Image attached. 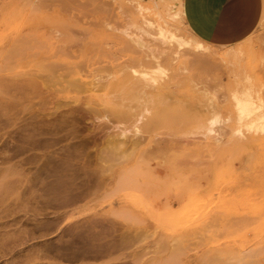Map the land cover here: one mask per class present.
Segmentation results:
<instances>
[{
    "label": "rangeland",
    "instance_id": "1",
    "mask_svg": "<svg viewBox=\"0 0 264 264\" xmlns=\"http://www.w3.org/2000/svg\"><path fill=\"white\" fill-rule=\"evenodd\" d=\"M182 4L0 0V264H264V0L256 31L230 47L195 36ZM125 29L143 37V54L163 63L158 84L178 88L189 109L154 126L169 144L153 157L92 143L76 156L75 169L88 165L93 194L57 210L41 198L40 185L29 188L45 158L38 156L43 150H25L27 134L48 121L72 129L67 117L86 108L89 93L65 92L59 78L73 62L84 75L123 64L128 56L115 36ZM200 57L210 61L197 68ZM111 91L98 96L109 101ZM88 118L78 128L94 127ZM112 123L106 122L117 131ZM73 138L60 147L89 140ZM125 209L139 216L112 215ZM72 211L74 217L61 218ZM86 241L117 246L92 259Z\"/></svg>",
    "mask_w": 264,
    "mask_h": 264
},
{
    "label": "bare ground",
    "instance_id": "2",
    "mask_svg": "<svg viewBox=\"0 0 264 264\" xmlns=\"http://www.w3.org/2000/svg\"><path fill=\"white\" fill-rule=\"evenodd\" d=\"M120 33H122L123 36H115L116 34L113 36L119 40L118 50L124 52L128 56V60L123 64L115 66L111 70L97 68V70L95 69L96 71H89L88 73L90 74L84 75V71L82 70L83 65L73 62L66 67V69L68 68L67 73L62 77L60 76L61 78L59 79L62 83L68 84L67 87L64 86L65 88H63L69 89L66 91L63 89V92L69 91L78 94L89 93L88 97L84 100V106L86 108H78L70 113V117H67L68 120L72 121V129L68 130V128L61 127L56 122L48 121L47 123L38 124V126L32 128L31 131L29 130V132L27 131L28 133L31 132V134H27L29 135L27 139L29 141L27 142L26 147H24L25 150H43V154L38 156L40 160L45 158L29 179V188L33 191L40 185L42 187L40 188V191L43 193L40 195L41 198H45V203L57 208V210L60 208L75 206L93 194L92 191L97 184L94 181L96 179H94L93 174L84 173L88 165L83 164L82 169H75L77 164H75L76 156L83 154L88 149L90 150L92 143L95 144L96 147V143L99 142L100 139V144L104 142L108 147L112 146V149H115L116 152L119 150L120 153H122L121 149L123 148L125 153L122 154L125 156L127 154L129 157L131 156L130 154L138 152L148 154L149 156L156 155L158 151L166 149V145L169 144V141L158 139V136L154 132V126L173 122L176 120V113L184 108L189 109L187 104H184L180 93H178V88H170L168 82L162 81V84H158L155 74L161 69L160 66L163 63L161 62L162 64H160L159 61L143 54L142 50L147 47L146 43L143 41V37L136 34V32H130L128 29L121 30ZM160 40L166 42V36L162 35ZM150 49L152 51V48H149L148 50ZM153 50L155 49L153 48ZM153 55L156 54L154 53ZM207 61L210 60L204 57L198 58L196 67H202ZM109 88L115 89V91L108 93L111 96L109 101H106L103 96H98L100 92L107 91ZM68 94L71 95L70 93ZM120 96H124L123 100H119ZM79 101H81L80 98L75 100L76 103ZM111 103L113 106L110 111L104 110V106ZM56 113L57 112H55V115ZM66 114H68V112ZM85 115H88L90 120L93 121L92 123L95 124L94 127L78 128L80 125L79 123L85 118ZM112 117L113 120L111 119ZM112 121L117 122L119 125L129 124V128L131 127V129H122L118 125L112 129L117 131H111V128L106 122L112 123ZM129 133H131V136H129ZM71 135L74 136V140H81L85 137H89V140L60 147L62 141L67 140ZM163 143H166V145ZM58 146L59 148H57ZM112 152L114 153L115 151L112 150ZM37 160L34 162L36 163ZM26 161L28 164L30 159H27ZM80 171L83 172V175L80 174ZM136 189L140 191V188L136 187ZM115 196L116 195H112L111 199ZM112 215L117 218L139 216L127 209L121 211V213H113ZM163 215L165 214H157V217H162ZM60 216L61 218L68 216L74 217L75 211ZM100 216L104 217L103 215ZM73 244H76V242ZM69 245L72 246V244ZM85 246L87 249L85 251L86 254L90 258L96 259L100 256H108L111 253V250L116 248L117 243L116 241H112L107 244L96 245L87 242ZM83 253L82 255H84Z\"/></svg>",
    "mask_w": 264,
    "mask_h": 264
},
{
    "label": "crops",
    "instance_id": "3",
    "mask_svg": "<svg viewBox=\"0 0 264 264\" xmlns=\"http://www.w3.org/2000/svg\"><path fill=\"white\" fill-rule=\"evenodd\" d=\"M184 12L195 36L212 46L230 47L256 31L263 15V0H184Z\"/></svg>",
    "mask_w": 264,
    "mask_h": 264
}]
</instances>
